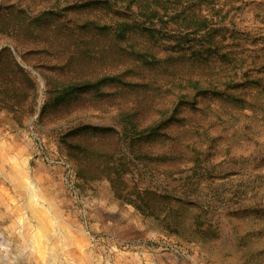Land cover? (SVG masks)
Wrapping results in <instances>:
<instances>
[{"label":"rangeland","instance_id":"374dc122","mask_svg":"<svg viewBox=\"0 0 264 264\" xmlns=\"http://www.w3.org/2000/svg\"><path fill=\"white\" fill-rule=\"evenodd\" d=\"M28 3L43 9L0 0V264H264V0L197 5L230 52L210 69L232 82L181 106L143 160L109 114L49 100L61 59L8 10Z\"/></svg>","mask_w":264,"mask_h":264},{"label":"trees","instance_id":"16d2710c","mask_svg":"<svg viewBox=\"0 0 264 264\" xmlns=\"http://www.w3.org/2000/svg\"><path fill=\"white\" fill-rule=\"evenodd\" d=\"M41 1L36 14L28 12L32 3L8 10L26 22V35L40 50L61 59L45 66L53 71L44 73L49 100H84L109 114L122 124L136 159L152 155L145 144L161 136L168 121L179 120L181 106L193 96L215 92L222 79L232 82L231 70L222 76L210 69V62L225 61L230 52L216 38L220 28L199 13L201 0H77L60 10L59 0ZM75 8L77 16H70ZM81 131L118 134L90 124L74 129Z\"/></svg>","mask_w":264,"mask_h":264}]
</instances>
